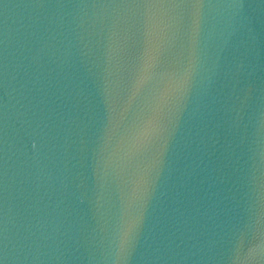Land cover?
I'll use <instances>...</instances> for the list:
<instances>
[{
	"label": "water",
	"instance_id": "95a60500",
	"mask_svg": "<svg viewBox=\"0 0 264 264\" xmlns=\"http://www.w3.org/2000/svg\"><path fill=\"white\" fill-rule=\"evenodd\" d=\"M0 264H264V0H0Z\"/></svg>",
	"mask_w": 264,
	"mask_h": 264
},
{
	"label": "snow or ice",
	"instance_id": "6c2138e0",
	"mask_svg": "<svg viewBox=\"0 0 264 264\" xmlns=\"http://www.w3.org/2000/svg\"><path fill=\"white\" fill-rule=\"evenodd\" d=\"M123 243H124V240H123V238H121V242H120V244H121V249H122V247H123Z\"/></svg>",
	"mask_w": 264,
	"mask_h": 264
}]
</instances>
